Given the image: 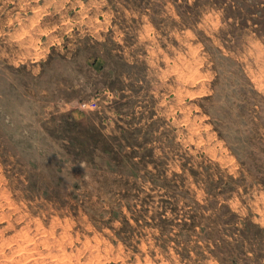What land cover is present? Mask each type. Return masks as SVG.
Masks as SVG:
<instances>
[{"label":"rangeland","instance_id":"rangeland-1","mask_svg":"<svg viewBox=\"0 0 264 264\" xmlns=\"http://www.w3.org/2000/svg\"><path fill=\"white\" fill-rule=\"evenodd\" d=\"M0 264H264V0H0Z\"/></svg>","mask_w":264,"mask_h":264},{"label":"bare ground","instance_id":"bare-ground-1","mask_svg":"<svg viewBox=\"0 0 264 264\" xmlns=\"http://www.w3.org/2000/svg\"><path fill=\"white\" fill-rule=\"evenodd\" d=\"M31 257V256H30Z\"/></svg>","mask_w":264,"mask_h":264}]
</instances>
